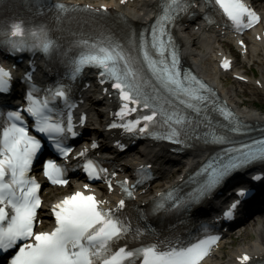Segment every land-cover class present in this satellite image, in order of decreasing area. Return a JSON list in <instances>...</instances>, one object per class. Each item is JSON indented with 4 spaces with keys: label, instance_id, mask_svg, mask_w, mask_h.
<instances>
[{
    "label": "snow or ice",
    "instance_id": "obj_1",
    "mask_svg": "<svg viewBox=\"0 0 264 264\" xmlns=\"http://www.w3.org/2000/svg\"><path fill=\"white\" fill-rule=\"evenodd\" d=\"M216 2L237 25H244L247 19V27H252L253 22L259 19L255 11L242 3V0H216ZM56 7L66 11L69 7L81 6L58 3ZM4 35V46L12 51L40 47L43 52L48 53L53 44L43 28L39 32L43 38L38 43L29 44L25 40L17 39L18 36L24 35V29L19 23L12 26L11 38H8V33ZM32 35L35 36L37 33ZM163 36L164 25L161 21H157V24L151 28L150 36H141L138 44L131 38L123 45L109 39L105 41L106 46H101L99 40L95 43L80 40L78 43L88 49L87 54H81L73 60L74 74L84 65H99L104 69L108 79L114 78L112 87L119 91L123 101L119 116L126 117L128 113H135L137 109L133 105H140L150 110V114H137L135 118H128L124 123L125 129L135 131L137 135H156L146 130L157 116L158 101L164 99L159 95L158 90L154 89L157 91L155 98L146 92L144 85L148 81L142 75L144 65L151 69L164 89L177 99L184 95V102L196 111L202 107V101L210 99L200 92V88L204 87L203 84L193 86L198 83L195 76L189 75L188 79L191 83L186 84L182 80L177 68L176 51H171L170 60L164 55L166 42ZM149 45L160 54L159 59L154 58L150 53ZM133 47H137L139 52H142V57L139 52L132 51ZM138 62L139 66H137ZM224 67H229L228 60L224 61ZM11 78V72L0 66V93L9 90ZM23 79L30 83V72L26 73ZM59 96H65V92L60 91ZM26 99L25 111L35 117V130L40 134H47L59 154L66 157L72 151L71 146H62L61 140L54 134L66 136L70 133L75 137L77 133L72 130L71 118L66 127L61 123H50L44 116L47 101L41 103L30 90ZM7 116L13 122L3 128L2 141H0V254H3L6 264H126L128 258H135L138 264H199L210 251L211 245L218 240L216 236H205L187 246L161 241L134 250H128L126 246L114 249V241H118L129 231V228L111 210L100 207L101 202L94 194H86L83 191H75L65 196L51 208L55 218V227L51 231L35 230L37 210L42 204L41 196L38 195L41 185L35 178H30L28 173L42 151V140L37 135H31L26 124L18 122L23 120L21 110H9ZM141 121H143L142 127ZM242 130L243 126L239 124L232 129L234 132ZM197 135L192 127L187 125L180 127L178 123L177 127L169 128L167 139L183 144ZM207 135H212L217 141L227 142L229 147L216 152L199 167L197 187L184 200L178 198L177 205H191L198 202L221 185L234 171L243 169L257 160H264V136L247 143H234L225 136H217L214 133L203 134L202 138H206ZM119 147L123 148L124 145L121 144ZM45 164L46 174L51 182L58 184L68 182L67 179L61 178L63 167L55 160L49 158ZM84 170L91 178H98L102 174L92 160L84 164ZM261 178L260 173L252 177L253 180ZM124 183L126 185V181ZM84 187L87 188L88 185L85 184ZM125 192L128 196L132 195L127 187ZM235 192L237 199L231 201L230 206L222 210L226 218L234 215L242 201L253 195L254 189L240 186ZM124 203L123 199L119 201L121 207ZM159 207L160 205H157L154 211L159 210ZM240 259L247 261L249 257L245 253Z\"/></svg>",
    "mask_w": 264,
    "mask_h": 264
},
{
    "label": "bare ground",
    "instance_id": "obj_2",
    "mask_svg": "<svg viewBox=\"0 0 264 264\" xmlns=\"http://www.w3.org/2000/svg\"><path fill=\"white\" fill-rule=\"evenodd\" d=\"M79 1H87L96 6L105 3L114 8H118L122 11L123 17L126 18L127 22L132 23L135 26L144 25L151 20L154 17L155 12L158 10L159 5L158 0ZM260 10L264 20V6H262ZM197 11L202 14V6H199ZM199 17L200 16L187 21L182 20L174 26V32L180 43L183 59L220 90L221 94L237 108L238 114L243 120L253 123H264V110L261 107L256 106L253 101L247 102L241 100L239 98L241 97L239 93L237 91L235 92L234 89L227 88L222 79L218 63L221 57L224 54H227L226 47L222 43V40L226 38L229 41H233V37L224 33L216 24L212 25ZM259 36H261V38H258ZM260 55L264 56V23L263 26L258 28L257 32L254 31L252 34L249 47L244 51L242 59L246 62L257 60L261 57ZM228 73L234 81L239 83H253L256 88L263 89L264 91V82L257 80L256 78L253 79L252 77H241L242 75L247 76V73L242 72L239 67H233ZM95 93L97 94H89L88 92H85L87 95H92L89 99L90 102H87L86 105L92 107L90 113L92 119H95L94 123L98 124V121L101 120L103 124V119L107 117V107L110 104L111 99L106 94L103 95L102 93L100 94V92ZM99 127H101V125ZM96 132H98V129ZM208 148L209 147L194 144L193 147L182 150L180 153H174L162 143L149 141L127 154H122L118 160L123 166H128L133 161L138 162L145 160L146 158L153 162L158 180H156L157 182L155 181L145 184L136 192L137 200L143 202L149 200L155 192L164 188L168 183L174 181L175 178L178 179L186 174L190 168H192L197 162L201 161L205 155L210 152ZM180 174H182V176ZM75 185L77 188L81 189V185H79L78 182H75ZM100 189L101 190H98L97 192L103 202H109L119 198L115 189ZM52 190L53 188H48L44 192L46 200H49L50 196H52V193H50ZM43 214H45V212H43ZM260 216L264 218V213ZM252 219L248 220V222ZM243 225L238 229L239 234L242 235V238H245V236L254 233L255 236L253 239L251 238L249 241L238 244L230 253H228L226 259H222V245L225 243V239H223L219 242L218 246L214 248L211 255L204 259L200 264H237V259L245 253L252 256L264 257V225L256 226L252 230L243 228Z\"/></svg>",
    "mask_w": 264,
    "mask_h": 264
},
{
    "label": "rangeland",
    "instance_id": "obj_3",
    "mask_svg": "<svg viewBox=\"0 0 264 264\" xmlns=\"http://www.w3.org/2000/svg\"><path fill=\"white\" fill-rule=\"evenodd\" d=\"M109 1V0H106ZM222 43L225 45L227 50H231L234 53L235 59L237 61V66L242 72L247 73L250 77L253 79H260L262 82H264V56L260 55L261 57L257 60H251V61H243L242 56L240 53L236 50L234 43H231L227 40L222 41ZM225 85L227 88L234 89L235 92L237 91L241 97H239L241 100L244 101H253L255 102V105L258 107H261L264 110V91L263 89H258L255 87V84L253 83H239L232 79V77L229 74H221ZM243 102V101H242ZM61 190V193L65 192L64 189H58ZM264 225V218L260 215H258L255 219H252L248 223H246L243 228H246L247 230H252L256 226H263ZM255 234H250L249 236H245V238H242V235L239 234V230L235 231L232 235L225 238V243L222 247V259H226L228 257V253L232 251L233 248H235L238 244L244 243L246 241H249L251 238L253 239Z\"/></svg>",
    "mask_w": 264,
    "mask_h": 264
}]
</instances>
